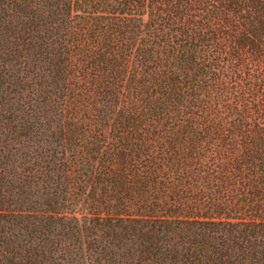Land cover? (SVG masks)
<instances>
[{
  "label": "trees",
  "instance_id": "16d2710c",
  "mask_svg": "<svg viewBox=\"0 0 264 264\" xmlns=\"http://www.w3.org/2000/svg\"><path fill=\"white\" fill-rule=\"evenodd\" d=\"M0 264H264V0H0Z\"/></svg>",
  "mask_w": 264,
  "mask_h": 264
}]
</instances>
